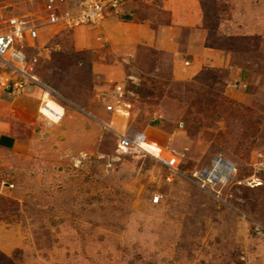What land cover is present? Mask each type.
<instances>
[{
    "label": "rangeland",
    "instance_id": "374dc122",
    "mask_svg": "<svg viewBox=\"0 0 264 264\" xmlns=\"http://www.w3.org/2000/svg\"><path fill=\"white\" fill-rule=\"evenodd\" d=\"M78 2L56 0L59 18ZM42 10L0 0V32L13 16L38 25L26 60L64 112L44 118L41 86L7 88L0 67V254L264 264V0H127L72 28ZM118 133L156 153L118 155ZM216 159L233 168L223 182L204 176Z\"/></svg>",
    "mask_w": 264,
    "mask_h": 264
},
{
    "label": "built area",
    "instance_id": "2783aa9c",
    "mask_svg": "<svg viewBox=\"0 0 264 264\" xmlns=\"http://www.w3.org/2000/svg\"><path fill=\"white\" fill-rule=\"evenodd\" d=\"M126 1L127 0H79L75 12L69 14L64 13V15L59 18L56 0H44V10H42V12L45 15L44 21L47 24L61 22L62 25L68 28L85 24L95 25L100 23L108 13L116 12ZM38 35L37 24L28 22L20 17H9L6 21L5 30L0 32V67L3 70H8L10 74L12 72L13 75L16 76V79L11 85H8L11 82L10 78L6 79L5 82L8 83L7 88L12 87L14 91L20 92L31 85L41 86L43 92L40 107L37 108L38 113L47 120L58 123L64 114L62 110L63 107L52 98V95L55 93L54 90L40 83L32 73L33 69L26 60L27 56L24 52L25 44L35 41ZM123 94V90H116L114 92V99L117 104L122 101ZM46 99L55 102L60 112H55V114L41 112L40 108L43 107L44 109L48 103ZM124 106L127 108L129 107L125 102ZM117 107L118 108L108 104L105 110L108 112L117 111L123 113L125 116L128 115V111H123L124 108L122 109L120 106ZM117 137L116 152L118 155L137 152L153 155L142 147L144 143H148L142 133H134L133 136L123 134ZM152 144L156 146L155 143Z\"/></svg>",
    "mask_w": 264,
    "mask_h": 264
},
{
    "label": "bare ground",
    "instance_id": "6f19581e",
    "mask_svg": "<svg viewBox=\"0 0 264 264\" xmlns=\"http://www.w3.org/2000/svg\"><path fill=\"white\" fill-rule=\"evenodd\" d=\"M46 100L48 101V103L45 107L47 109H45V108L43 109V107H41L40 108L41 112H44L47 114H50V113L55 114V112H60L59 107L57 106V104L55 102H52L50 99H46ZM142 147L150 153L155 152V147L151 144L144 143L142 145ZM232 170H233V168H232L230 163L216 159L215 161H213V169L207 170L205 172L207 181L213 180V181H217V182H223V181H225L226 177L228 176V173Z\"/></svg>",
    "mask_w": 264,
    "mask_h": 264
},
{
    "label": "trees",
    "instance_id": "16d2710c",
    "mask_svg": "<svg viewBox=\"0 0 264 264\" xmlns=\"http://www.w3.org/2000/svg\"><path fill=\"white\" fill-rule=\"evenodd\" d=\"M52 98L56 102L60 103V99H58L56 96H52ZM0 264H13V261L5 255L0 254Z\"/></svg>",
    "mask_w": 264,
    "mask_h": 264
},
{
    "label": "crops",
    "instance_id": "0c3cea01",
    "mask_svg": "<svg viewBox=\"0 0 264 264\" xmlns=\"http://www.w3.org/2000/svg\"><path fill=\"white\" fill-rule=\"evenodd\" d=\"M123 134H126V133H121V134H120V133H118V134H117V136H118V135H123Z\"/></svg>",
    "mask_w": 264,
    "mask_h": 264
},
{
    "label": "water",
    "instance_id": "95a60500",
    "mask_svg": "<svg viewBox=\"0 0 264 264\" xmlns=\"http://www.w3.org/2000/svg\"><path fill=\"white\" fill-rule=\"evenodd\" d=\"M204 176L206 177V174L204 173Z\"/></svg>",
    "mask_w": 264,
    "mask_h": 264
}]
</instances>
